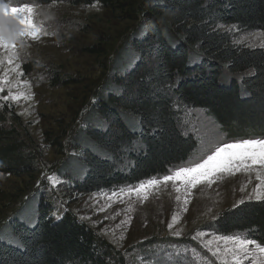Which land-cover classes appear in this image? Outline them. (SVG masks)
I'll return each instance as SVG.
<instances>
[{"label": "trees", "instance_id": "obj_1", "mask_svg": "<svg viewBox=\"0 0 264 264\" xmlns=\"http://www.w3.org/2000/svg\"><path fill=\"white\" fill-rule=\"evenodd\" d=\"M145 6L137 34L119 49L58 168L70 192L138 184L185 163L198 142L181 128L182 109L204 110L230 138L264 139V45L236 44L220 28L264 32V0H148ZM4 121L0 109V172L18 175L27 167L25 145ZM25 222L0 236V264L115 260L109 245L70 211L56 218L42 200ZM208 228L221 236L244 234L264 247V201L226 209Z\"/></svg>", "mask_w": 264, "mask_h": 264}, {"label": "rangeland", "instance_id": "obj_2", "mask_svg": "<svg viewBox=\"0 0 264 264\" xmlns=\"http://www.w3.org/2000/svg\"><path fill=\"white\" fill-rule=\"evenodd\" d=\"M147 1L120 0L105 7L99 2L53 0L44 4L41 0H4L9 7L32 5L33 19L42 31L36 40L13 41L17 45L15 52L0 48V78L6 73L11 81L10 90L6 87L0 96L23 94L19 101L0 99V109L6 117L5 125L14 127L19 134L27 156V167L18 175L0 172V236L11 225L26 223L43 200L52 206L54 217L70 211L107 243L115 258L108 260L109 264H235V258L231 253L225 254V249L236 245L225 243L222 238H249L244 234L221 236L209 230L208 225L221 212L239 205L241 199L250 201L248 197L252 196V200H257V194H264L255 172L221 173L213 184L197 185L187 197V211L183 184L161 181L137 194L135 189L140 182L82 194L70 192L58 176L62 161L72 152L71 140L107 79L119 49L137 34ZM0 28L8 34L22 26L0 8ZM220 28L229 32L236 44L264 45L262 30L244 31L234 24ZM9 57L14 61L12 65L7 63ZM180 125L196 138L197 150L185 163L163 175L201 161L217 146L241 141L230 138L204 110L182 109ZM53 176L59 179L55 186L46 179ZM177 196L181 199L177 200ZM173 215L177 221L170 229ZM177 231L180 236L174 234ZM198 231L205 235L192 239ZM149 241L153 242L148 244ZM257 244L248 246L241 264H264V253ZM218 245L220 254L214 256ZM177 252L179 257L173 255L168 260L169 254Z\"/></svg>", "mask_w": 264, "mask_h": 264}, {"label": "snow or ice", "instance_id": "obj_3", "mask_svg": "<svg viewBox=\"0 0 264 264\" xmlns=\"http://www.w3.org/2000/svg\"><path fill=\"white\" fill-rule=\"evenodd\" d=\"M0 8H2L3 13L8 17L15 18V21L22 26L19 30L13 31L6 34L3 28H0V48L10 49L13 52L16 51L17 45L13 41L17 38H31L36 40L39 38V35L42 31L34 19L33 13L34 8L30 4H23L20 7H9L8 4L4 3V0H0ZM46 34V33H45ZM3 63V61H0ZM9 65L14 63L13 59L9 57L7 60ZM19 68V65H16V69ZM12 69V71H16ZM18 75H23L22 73L17 72ZM11 81L8 79L7 74L5 73L2 78H0V93L5 92V88L8 87L10 90ZM22 93H16L12 96L3 95L0 96V99L4 101L16 100L19 101L22 98ZM29 98V97H24ZM7 105L5 104V107ZM107 122L105 121V125ZM101 153H104V149H100ZM256 173L257 180L260 181V187H264V139H243L235 143H225L223 146H217L211 150V154L207 155L206 158L201 161L192 163L191 166L179 167L174 172L170 171L169 174L163 175L162 178H150L147 181H142L138 187L135 189L137 194L146 192L147 189L153 188L163 181L175 182L176 184L184 185V200L183 204L185 205L184 211H187V204L190 202L188 196L190 195V190L197 187L201 183H208L209 185L213 184L218 177V174L226 173L228 175H235L236 173ZM49 179L53 186L59 183L57 177H46ZM244 189L242 188L241 191ZM131 191V189H130ZM177 192H180V188H176ZM259 191V189H257ZM252 196H249L248 199L252 200ZM257 200L264 201V194H257L255 197ZM177 200L181 198L177 196ZM241 205L245 203L243 199L239 201ZM103 211L104 209H100ZM177 221V216L173 215L172 221L169 223V228L171 229ZM176 236H180L179 231L174 233ZM205 234L198 231L195 236L192 237L194 240L202 238ZM225 243L233 242L236 246L234 248L225 249V254L231 253L235 258V264H241V256L248 253V246L254 244L255 242L251 239H236L233 241L232 237H223ZM204 247H209L208 244H205ZM256 247L261 253H264V247H260L258 244ZM211 250V249H209ZM214 256L220 254L219 245L217 246L216 251L212 253ZM173 255L176 257L180 256V253L169 254L168 260L173 259Z\"/></svg>", "mask_w": 264, "mask_h": 264}]
</instances>
